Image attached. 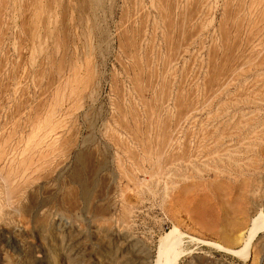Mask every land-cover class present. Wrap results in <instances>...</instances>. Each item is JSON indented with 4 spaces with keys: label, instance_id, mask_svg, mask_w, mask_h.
Returning <instances> with one entry per match:
<instances>
[{
    "label": "rangeland",
    "instance_id": "374dc122",
    "mask_svg": "<svg viewBox=\"0 0 264 264\" xmlns=\"http://www.w3.org/2000/svg\"><path fill=\"white\" fill-rule=\"evenodd\" d=\"M0 170V264H264V0H0Z\"/></svg>",
    "mask_w": 264,
    "mask_h": 264
},
{
    "label": "bare ground",
    "instance_id": "6f19581e",
    "mask_svg": "<svg viewBox=\"0 0 264 264\" xmlns=\"http://www.w3.org/2000/svg\"><path fill=\"white\" fill-rule=\"evenodd\" d=\"M2 3V2H1ZM40 3V1H39ZM93 3V2H92ZM31 4V3H30ZM24 5V4H23ZM32 7V6H31ZM96 7V5H95ZM30 9V8H29ZM33 11V10H32ZM93 11V10H92ZM35 12V11H34ZM45 12V11H44ZM64 12V11H63ZM86 12V11H85ZM98 12V11H96ZM31 13V12H30ZM46 13V12H45ZM34 14V13H33ZM50 14V13H49ZM91 14V13H90ZM46 15V14H45ZM25 16V15H24ZM88 16V15H87ZM38 17V16H37ZM40 17V15H39ZM92 17V16H91ZM54 18V17H53ZM55 19V18H54ZM36 20V19H35ZM39 20V19H38ZM48 21V20H47ZM25 22V21H24ZM44 23V22H43ZM48 23V22H47ZM25 24V23H24ZM23 24V25H24ZM31 26V25H30ZM28 27V26H27ZM8 28V27H7ZM44 28V27H43ZM66 28V26H65ZM33 29V28H32ZM35 29V28H34ZM42 29V28H41ZM50 29V28H49ZM23 31V30H22ZM25 31V30H24ZM29 31V30H28ZM43 31V30H42ZM65 31V30H63ZM51 32V31H50ZM53 32V31H52ZM26 34V33H25ZM24 34V35H25ZM32 35V34H31ZM30 35V37H31ZM4 36V35H3ZM47 37V36H46ZM64 37V35H63ZM32 38V37H31ZM40 39H38L39 41ZM53 43V41H52ZM59 43V42H58ZM22 46V45H21ZM54 46V45H53ZM29 47V46H28ZM88 49V48H87ZM92 49V48H91ZM69 51V50H68ZM86 52V51H85ZM45 55V54H44ZM57 56V55H56ZM77 56V55H76ZM56 58V57H55ZM71 59V58H70ZM23 60V59H22ZM76 62V61H75ZM86 62V61H85ZM7 63V62H6ZM90 64V63H89ZM47 65V64H46ZM32 66V65H31ZM39 66V65H38ZM83 67V66H82ZM46 68V67H45ZM17 69V68H16ZM55 69V68H54ZM85 69V68H84ZM90 69V68H89ZM44 73V72H43ZM89 73V72H88ZM47 74V73H46ZM78 75V74H77ZM88 75V74H87ZM27 76V75H26ZM54 77V76H53ZM92 77V76H91ZM50 79V78H49ZM88 79V78H87ZM92 81V80H91ZM24 83V82H23ZM56 84V83H55ZM47 85V84H46ZM91 87V86H90ZM70 89V88H69ZM83 90V89H82ZM81 90V91H82ZM84 94V93H83ZM85 95V94H84ZM83 95V98H84ZM69 96V95H68ZM88 98V97H87ZM64 99V98H63ZM93 99V98H92ZM57 102V101H55ZM81 103V102H80ZM64 104V103H63ZM46 105V104H45ZM79 106V105H78ZM87 106V105H86ZM23 108V107H22ZM55 115V114H54ZM89 123V122H88ZM53 126L50 122V125H48V130L50 133L53 131ZM72 127V126H71ZM71 129V128H70ZM52 131V132H51ZM49 132H47L49 134ZM94 132V131H93ZM46 133V134H47ZM57 133V132H56ZM74 133V132H73ZM73 135V134H72ZM51 137V136H50ZM66 141V139H64ZM64 142V141H63ZM67 144V143H66ZM63 146V145H62ZM128 151V150H127ZM84 153V152H83ZM128 153V152H127ZM119 155V154H118ZM2 158V157H1ZM31 164V163H30ZM137 165V164H136ZM139 166V165H138ZM14 167V166H13ZM21 169V168H20ZM140 169V168H139ZM1 171V170H0ZM123 174V173H122ZM79 177V176H78ZM26 179V178H25ZM42 179V178H41ZM77 179V178H76ZM79 182V181H78ZM29 182H27L28 184ZM82 184V182H79V184ZM26 184V185H27ZM8 185V184H7ZM19 187V186H18ZM87 187L85 185L82 189V196L85 199L87 196ZM10 193V192H9ZM16 193V192H15ZM15 195V194H14ZM21 196V195H20ZM13 197V196H12ZM22 197V196H21ZM17 199V198H16ZM9 200V199H8ZM10 202V201H9ZM69 203V202H68ZM91 203V202H90ZM18 205V204H17ZM262 205V204H261ZM126 213V212H125ZM251 218V217H250ZM63 223V222H62ZM101 225V224H100ZM250 229L248 236L246 240L244 241L243 247L241 249L239 248L238 251H233L230 249H226L228 252H231L233 254H237L241 256L243 262H248L252 258V254L249 249V244L251 243L254 238H257V235L260 231L264 230V211H257V213L252 216L250 220ZM42 229V228H41ZM46 229V228H45ZM264 232V231H263ZM190 239L191 237L181 231L177 227H172L171 230H169L166 234H164L159 239V245L157 249L156 257H154V260L152 264H178V260L185 254V250L183 248V239ZM211 245L217 246L215 243H210ZM118 251V250H117ZM126 251V250H125ZM69 253V252H68ZM135 253V252H134ZM106 254V253H105ZM109 254V253H108ZM70 255V254H69ZM131 256V255H130ZM72 258V257H71ZM124 263V262H123ZM50 264V263H49Z\"/></svg>",
    "mask_w": 264,
    "mask_h": 264
}]
</instances>
